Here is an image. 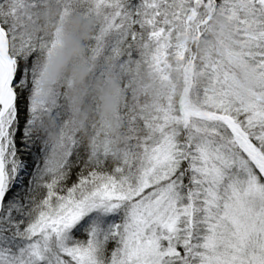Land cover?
Segmentation results:
<instances>
[{"label":"snow or ice","instance_id":"6c2138e0","mask_svg":"<svg viewBox=\"0 0 264 264\" xmlns=\"http://www.w3.org/2000/svg\"><path fill=\"white\" fill-rule=\"evenodd\" d=\"M40 6L0 0V264H264V0ZM101 56L128 80L82 107ZM129 91L124 143L78 119Z\"/></svg>","mask_w":264,"mask_h":264},{"label":"clouds","instance_id":"9594fccd","mask_svg":"<svg viewBox=\"0 0 264 264\" xmlns=\"http://www.w3.org/2000/svg\"><path fill=\"white\" fill-rule=\"evenodd\" d=\"M66 30L72 31L77 30L80 34L81 39V51H83L82 45L90 38L92 33V25H89L87 29H82L81 21L76 19L71 21L66 26ZM71 47V41H66V49ZM89 84V79L87 73L83 74V81L80 82V87H84ZM50 86H54V82H50ZM94 92L96 97H110L115 96L119 93V84L113 81L110 84L97 85L94 87ZM99 102L102 105V111L98 114L100 120L104 121L109 126V131L112 137H114L118 142H125V135L123 132V123L116 119V113L120 108V105L114 104L106 99H100ZM78 119L87 120L88 115L81 114ZM41 133L47 138L49 144L54 148L53 158L59 160L61 154L59 151L60 137L57 133L55 126L52 121L47 117L45 118L44 125L41 128Z\"/></svg>","mask_w":264,"mask_h":264},{"label":"rangeland","instance_id":"374dc122","mask_svg":"<svg viewBox=\"0 0 264 264\" xmlns=\"http://www.w3.org/2000/svg\"><path fill=\"white\" fill-rule=\"evenodd\" d=\"M96 25H93V28H92V33L91 35L93 34V31L96 29ZM90 42V38L87 40V43ZM107 53H105L106 55ZM88 75V79H89V84L87 85V95H85L83 97V99L85 98V102H83L82 104V107H86L90 101V99L93 97V96H96L95 95V92H94V87L97 86V85H103V84H106L105 81L108 80L110 77H114V81L120 82L119 84V87H123V85L127 82L128 80V77L126 75H123L122 73H120L119 71V68L117 66H113L111 69H109L106 61H105V58L104 56H101L100 59L97 61L96 63V66L95 68L93 69L92 72L90 73H87ZM84 101V100H83ZM132 99H131V92L129 91L128 94H127V97L122 100L121 104H120V108L119 110L121 112H126L128 109L125 107V105H128V106H131L132 105ZM53 113H56V115H58V113H61V119H66L67 118V113H66V109H54ZM88 115L90 117H92V119H95V120H99V117H98V114H94L92 112H89ZM53 119V118H52ZM123 123V132H124V135L126 133V129H127V122L126 121H122ZM56 129H59V126L58 127H55ZM58 133H59V130H58Z\"/></svg>","mask_w":264,"mask_h":264},{"label":"trees","instance_id":"16d2710c","mask_svg":"<svg viewBox=\"0 0 264 264\" xmlns=\"http://www.w3.org/2000/svg\"><path fill=\"white\" fill-rule=\"evenodd\" d=\"M48 3V0H41V6L38 7L35 11H37L38 13H40V18H39V24H40V29L35 33V35L38 37V38H42L45 36V30L47 29V31H53L54 30V23H55V19H56V14L55 12L53 13V15L49 16L47 15V5ZM91 37V36H90ZM87 43V41L85 42ZM83 81V76L81 78V82ZM120 84V82H119ZM121 85V84H120ZM86 86V90H87V85ZM86 98V97H85ZM85 98L83 99L85 102ZM61 103H64L63 100H61ZM83 104V103H82ZM84 105V104H83ZM50 121H52L53 125L55 127H58L60 126V124L63 122V120L65 119H61V113H58V115H56V113H53L51 114L50 116L47 117ZM53 118V119H52ZM88 120H92V117H90L88 115V119L86 120V122ZM98 120V119H97ZM56 129V128H55ZM58 130L59 129H56L57 133H58ZM89 131H91V129H89ZM59 134V133H58ZM41 135L44 137V140L46 141V146H47V154L49 156V158L52 160V161H56L54 158H53V153H54V148L51 144L48 143L47 141V138L44 134L41 133Z\"/></svg>","mask_w":264,"mask_h":264}]
</instances>
